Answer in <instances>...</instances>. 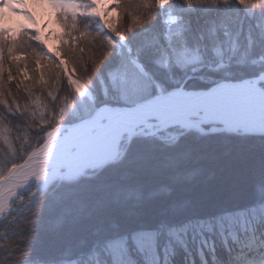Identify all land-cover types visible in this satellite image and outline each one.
<instances>
[{"label": "snow or ice", "instance_id": "6c2138e0", "mask_svg": "<svg viewBox=\"0 0 264 264\" xmlns=\"http://www.w3.org/2000/svg\"><path fill=\"white\" fill-rule=\"evenodd\" d=\"M238 3L240 8L250 7V0ZM173 4V0H0V141L7 145L0 147V221L12 224L21 210L28 217L16 239L0 243L10 264H28L30 237L19 233L37 223L50 187L77 182L88 169L103 167L100 155L126 135L150 131L175 140L173 130L180 129L264 141V25L255 24L260 51L237 57L235 38L226 24L196 17L193 27L191 19L172 11ZM32 6L54 10L63 30L56 50L44 39L29 10ZM154 9L163 14V33L129 41L131 33L156 21ZM6 10L25 23L14 30ZM114 10L117 19L110 17ZM247 12V19L255 20L256 12ZM84 17L97 18L107 34L81 27ZM248 38L252 40L250 33ZM208 50L214 53L212 58L205 55ZM184 56L189 59L181 60ZM146 63L162 68L166 77L158 79ZM237 65L250 74L239 75L233 70ZM205 68L209 74H203ZM194 80L199 85H193ZM97 84L99 92L94 94ZM8 114L24 117L26 125H13ZM33 131L37 135H31ZM30 185L33 190L25 195ZM159 195L150 193L147 199L137 195L130 214L153 203L162 205V216L182 215L195 207L192 199ZM256 201L248 212L197 219L179 228H168L162 220L159 229L177 236L187 234L193 223L209 233L215 228L226 244L230 238L237 246L235 264H264V190ZM110 206L77 215L72 222H105ZM158 234L141 229L131 236L145 252L154 250ZM5 236L6 230L0 229V237ZM78 239L79 244L54 264H89L93 255L101 264V253L102 264H135L127 234L106 232L102 241L89 234Z\"/></svg>", "mask_w": 264, "mask_h": 264}, {"label": "trees", "instance_id": "16d2710c", "mask_svg": "<svg viewBox=\"0 0 264 264\" xmlns=\"http://www.w3.org/2000/svg\"><path fill=\"white\" fill-rule=\"evenodd\" d=\"M227 7H188L177 2L172 11L180 13L186 20L191 19L193 27L196 17L215 18L217 23L222 21L235 38L237 57L245 52L258 53L259 32L255 24L260 21L264 25V12H256L255 20H249V13L239 5ZM89 19L82 18L81 27L93 34H107L106 30H98L95 22L88 23ZM162 21L163 14L158 13L156 21L131 33L128 40L136 42L145 36L163 33ZM54 23L59 26L56 20ZM249 33L252 40L257 41L256 45L248 38ZM224 54L227 56L228 52ZM205 55L212 58L214 53L208 50ZM188 59L181 57L184 61ZM146 67L158 79L167 75L154 64L146 63ZM233 70L241 76L250 74L239 65ZM203 74H209V69L205 68ZM199 83V80L192 82L193 85ZM8 117L13 125H26L25 118L20 115L8 114ZM173 131L175 140L165 133L135 135L122 144L121 157L116 162L86 172L77 182L51 186L43 196L37 223L19 233L30 237L28 264H54L68 255L71 247L79 244V237L89 234L91 239L102 241L106 232L118 231L121 235L127 234L129 254L135 264H235L237 246L230 238L226 244L215 228L209 233L193 223L187 234L171 236L167 230L160 231L159 225L163 220L168 228H179L197 219L248 212L257 203L258 192L264 190V141L259 137L204 136L194 130ZM30 134L37 135L34 131ZM0 147L6 149L7 145L0 141ZM150 193H159L160 199H192L195 207L182 215L162 216V205L153 203L140 213L130 214L131 206L137 203V195L147 199ZM104 205L114 206L105 210L109 217L105 222H72L77 215H87ZM27 218L21 210L12 224H8L7 219L0 221V229L6 230L0 243L16 239L17 229L23 227L22 221ZM141 229L159 232L154 250L141 252L133 241L131 234ZM200 233L209 241L208 246L201 242ZM6 251L0 250V264H10ZM98 259L102 264L103 253ZM96 261L97 257L93 255L89 264H96Z\"/></svg>", "mask_w": 264, "mask_h": 264}, {"label": "rangeland", "instance_id": "374dc122", "mask_svg": "<svg viewBox=\"0 0 264 264\" xmlns=\"http://www.w3.org/2000/svg\"><path fill=\"white\" fill-rule=\"evenodd\" d=\"M31 8L33 9H39L40 10V18L43 19L42 24L39 25L38 20H37V26L40 27L41 29V33L44 37V39L46 41L50 40L54 43V46L52 47L53 50H56L59 44V37L62 35L63 31L59 28V26H56L54 21H55V12L53 9H51L50 7H46V6H32ZM228 7H226L227 9ZM6 13L9 14L10 12H8L6 10ZM118 12L117 11H113L110 13V17L113 19H117L118 18ZM90 18L89 20H87L88 23H94L95 22V27L98 30H105L103 28V25L101 24V22L95 18V17H87ZM22 21L20 22V24L25 23L23 18L21 19ZM86 23V22H85ZM18 24V26L20 25ZM18 26L14 27L13 29L15 30ZM138 134H151L150 131H145V132H140L137 133ZM135 137V136H134ZM125 142V140H123L120 144V149H119V153L118 156L119 157L121 155V146L122 144ZM32 191V190H31Z\"/></svg>", "mask_w": 264, "mask_h": 264}, {"label": "clouds", "instance_id": "9594fccd", "mask_svg": "<svg viewBox=\"0 0 264 264\" xmlns=\"http://www.w3.org/2000/svg\"><path fill=\"white\" fill-rule=\"evenodd\" d=\"M183 3L188 7L199 5H211L213 7H227L230 4L239 5L238 0H173V3ZM245 11L261 12L264 11V0H250V7L244 8ZM158 14L159 9H154Z\"/></svg>", "mask_w": 264, "mask_h": 264}, {"label": "water", "instance_id": "95a60500", "mask_svg": "<svg viewBox=\"0 0 264 264\" xmlns=\"http://www.w3.org/2000/svg\"><path fill=\"white\" fill-rule=\"evenodd\" d=\"M137 133H140V132H137ZM137 133L133 134L132 136H125L124 138H122V140L114 145H110V150H111V153L103 158L100 159V161L103 162V167H97V168H90L87 170L88 171H92V170H95V169H102L114 162H116L120 157H117L118 156V153H119V149H120V144L121 142L126 139L127 142H129ZM85 175V174H84ZM82 177V176H81ZM33 187H30L28 189H25L24 192H30L31 190H33Z\"/></svg>", "mask_w": 264, "mask_h": 264}, {"label": "bare ground", "instance_id": "6f19581e", "mask_svg": "<svg viewBox=\"0 0 264 264\" xmlns=\"http://www.w3.org/2000/svg\"><path fill=\"white\" fill-rule=\"evenodd\" d=\"M29 10H31L33 12V14L35 15L36 19L38 20L39 25L42 24L43 19L40 18V10L38 8L37 9H33L31 7H30ZM7 17H8V21H9V26L12 27V28L18 26V24H20V22L22 21L21 20L22 17H14L11 13L7 14ZM47 43H48V46L51 47V48L54 46V43L52 41H50V40H48ZM110 153H111V150H110V145H109L105 149V151L100 155L99 160L101 158L109 155ZM32 186H34V185H30V186H28V188H30ZM28 188H26V189H28Z\"/></svg>", "mask_w": 264, "mask_h": 264}, {"label": "flooded vegetation", "instance_id": "af4514ba", "mask_svg": "<svg viewBox=\"0 0 264 264\" xmlns=\"http://www.w3.org/2000/svg\"><path fill=\"white\" fill-rule=\"evenodd\" d=\"M149 71V70H148ZM99 92V85L97 84L96 85V89H95V92H94V94H97ZM125 140V142H127V140L126 139H124ZM128 143V142H127Z\"/></svg>", "mask_w": 264, "mask_h": 264}]
</instances>
